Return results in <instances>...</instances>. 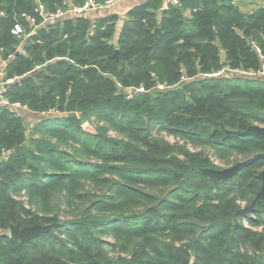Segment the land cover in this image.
Returning a JSON list of instances; mask_svg holds the SVG:
<instances>
[{"label":"trees","instance_id":"trees-1","mask_svg":"<svg viewBox=\"0 0 264 264\" xmlns=\"http://www.w3.org/2000/svg\"><path fill=\"white\" fill-rule=\"evenodd\" d=\"M177 2L132 7L118 31L114 13L51 22L17 52L11 29H31L22 14L36 17L35 4L0 0L3 78H17L3 96L20 109L0 107V231L58 224L27 242L0 235V264H264L263 202L237 214L264 160L227 180L201 173L221 169L207 151L227 166L264 154L263 140L234 133L264 125V8ZM23 111L37 116L28 129ZM94 119L105 126L85 132Z\"/></svg>","mask_w":264,"mask_h":264},{"label":"built area","instance_id":"built-area-1","mask_svg":"<svg viewBox=\"0 0 264 264\" xmlns=\"http://www.w3.org/2000/svg\"><path fill=\"white\" fill-rule=\"evenodd\" d=\"M33 1L35 4L34 5V13H35L36 17L40 18V22H38V23L36 22L35 16L22 14V17L26 19V21L28 22L31 29L26 31L19 24H15L13 26V28L11 29V34H13L15 37L20 39V43L16 47L17 52L23 51L22 43L27 38L32 36L34 34L35 30L38 29L40 26H44V25L51 23V22L60 21L67 15L79 16V15H86V14L91 13V12H101V11L109 10V9H112V7H114L117 3L121 2V1H127V0H83L82 4H80V5L67 7L65 9L57 8L56 10L51 11V12L45 11L44 6L42 5L40 0H33ZM169 3H171L173 5H178L177 0H165L163 5H162L161 10L166 9L167 4H169ZM2 15H3V13L0 12V16H2ZM92 27L93 26L91 25L90 30H89L90 35H91ZM2 50L3 49L0 48V68H3L7 63V60H4L1 58ZM10 58H11V56L8 57V59H10ZM61 59H65L70 64L75 65L74 61L69 60L68 58H56V60H61ZM39 69H40V66H37V67H35L33 72L37 71ZM221 73L222 72H219V73H217V75L221 74ZM249 74L252 75L251 73H249ZM16 79L17 78L2 80L0 82V107H6V108L11 109L12 111L20 112V109L17 106L10 104L9 101L3 96L4 92L6 90V87L8 85L12 84ZM143 90L144 89L142 87L132 88V89L127 91L128 92L127 98L130 99V98H133V96L135 94L145 93ZM49 114H57V112L53 111L50 113H42L41 116H48ZM6 231H8V233L6 235H9V230H6Z\"/></svg>","mask_w":264,"mask_h":264},{"label":"water","instance_id":"water-1","mask_svg":"<svg viewBox=\"0 0 264 264\" xmlns=\"http://www.w3.org/2000/svg\"><path fill=\"white\" fill-rule=\"evenodd\" d=\"M134 5L135 4H131L130 7L131 6L134 7ZM102 14H104L103 11L96 12L97 16H101ZM84 16H87V14ZM156 32H159V30L157 29ZM116 57H117V50H115L114 54H113V58H116ZM40 117H42V116L40 115ZM83 130L87 133H92V134L95 133V131L90 129L89 124L83 125ZM226 133L229 134L231 132L227 131ZM234 133L241 135V136L254 137L256 139L264 141V127H261V126L252 125V126H249L244 131H236ZM259 159L264 160V154H256L247 160L237 162L233 166H231L229 168H225V169H218V170L212 169V168L202 169L201 173L203 175H206V176L211 177V178L220 179V180H227V179L234 177L243 168H246L247 166H249L250 164H252L253 162H255L256 160H259ZM257 179H259L261 182L260 190L258 191V193L256 194L255 198L253 199V201L250 203L249 206H247L244 209H240L238 211V213H237L238 215L246 216V215L251 214L258 201H262L264 204V169L259 171V173L257 174ZM57 225L58 224H56V223L49 224V225H38V224H36L33 226L20 228L19 224L16 223L15 225H11L9 227V235L8 236L12 239H17L21 242H27V241L33 240L35 238H38L43 234H46L47 232H49L51 229H53Z\"/></svg>","mask_w":264,"mask_h":264},{"label":"rangeland","instance_id":"rangeland-1","mask_svg":"<svg viewBox=\"0 0 264 264\" xmlns=\"http://www.w3.org/2000/svg\"><path fill=\"white\" fill-rule=\"evenodd\" d=\"M163 1H165V0H163ZM130 9V8H129ZM161 9H162V7H161ZM124 11H128V9L127 10H125L124 9ZM121 12H117L116 13V19H115V23H114V30L115 31H118L119 29H120V27H121V25H122V22H123V20H124V18L126 17V13H121ZM184 15L187 17V18H189L190 16H191V14L188 12V10H186V12L184 13ZM159 30V29H158ZM228 75H230V76H234V75H241L240 73H237V72H233V73H231V72H229L228 73ZM247 76H252V75H250L249 73L248 74H246ZM242 76H245V75H242ZM140 87H142V86H139L138 88H140ZM132 88H134V87H127L126 88V90L125 91H123V90H121L120 92H125L126 94L128 93L127 91L128 90H130V89H132ZM137 88V87H136ZM143 88V87H142ZM158 90L159 89H162L163 88V86H157L156 87ZM144 89V88H143ZM156 90V89H155ZM145 93H147V91H145V90H143ZM37 119V118H36ZM36 119L35 118H31V119H27L26 121H25V123H24V125H25V128L26 129H28L29 128V126H30V124H32V123H34V121H36ZM85 124H89V126H90V129L91 130H93V131H96L97 130V127H104L105 126V124H103V122H98L97 123V121L94 119V121L90 124V123H83V125H85ZM256 126H261V127H264V125L263 124H255ZM108 136H110L111 138H116V137H118V135L114 132V131H108ZM153 135H154V137H157V138H163V139H165L166 141H168L169 143H173L176 139L172 136V135H169V134H167L165 131H159V132H157V131H155V130H153ZM27 136H28V133H27ZM37 137H39L38 135H36L35 136V138H37ZM188 149L189 150H191V151H199L201 148H197V147H193V146H191V145H188ZM208 152V156H209V158H210V160L213 162V164L214 165H217V166H219L221 169H225V168H229V167H231V166H233L234 164H232V165H229V166H227V165H224L220 160H218V159H216L215 157H213V155H212V153L211 152H209V151H207ZM264 169V167L261 169V170H263ZM260 170V171H261ZM24 195V193L22 192L20 195H19V197L17 196V197H15L16 199H21V200H24L25 202H26V197L25 196H23ZM250 205V204H249ZM249 205H247V204H245V203H242L241 204V209H244V208H246L247 206H249ZM28 207V206H27ZM64 215V214H63ZM65 216V215H64ZM66 217V216H65ZM64 217V218H65ZM68 218H71V216L70 215H68L67 216ZM244 223V225L246 226V227H251L246 221H244L243 222ZM252 229H259V227L258 226H252L251 227ZM8 233V231H0V235H4V234H7Z\"/></svg>","mask_w":264,"mask_h":264},{"label":"crops","instance_id":"crops-1","mask_svg":"<svg viewBox=\"0 0 264 264\" xmlns=\"http://www.w3.org/2000/svg\"><path fill=\"white\" fill-rule=\"evenodd\" d=\"M147 0H127V1H121L119 3H117L114 7H112V9H109V10H105L103 11L104 14H102L101 16H106V15H109V14H116L117 12H121L122 14L123 13H126L127 11H124L125 10H129V8H132V6L130 7L131 4H135V6H140L141 4L145 3ZM65 4L67 5V7H71V6H77V5H80V4H76L75 0H64ZM233 4L243 13H250L252 12L253 10H255L256 8H264V0H233ZM120 13V14H121ZM101 14V13H100ZM87 16H89L90 18H93L96 15V12H91V13H88ZM75 16H72V15H67L65 16L62 20H65V19H72L74 18ZM60 20V21H62ZM58 22V21H57ZM5 67V66H4ZM4 67L3 68H0V82L2 80H4ZM25 121L27 119H33V118H37L36 115H34L33 113H30V112H24L22 113Z\"/></svg>","mask_w":264,"mask_h":264}]
</instances>
